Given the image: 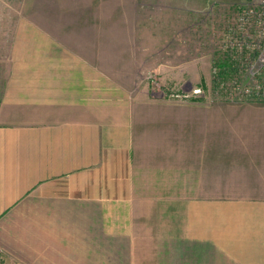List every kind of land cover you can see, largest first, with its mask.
Wrapping results in <instances>:
<instances>
[{
    "label": "crops",
    "instance_id": "crops-1",
    "mask_svg": "<svg viewBox=\"0 0 264 264\" xmlns=\"http://www.w3.org/2000/svg\"><path fill=\"white\" fill-rule=\"evenodd\" d=\"M37 37L0 33L4 264H264V129L227 131L219 101L99 94Z\"/></svg>",
    "mask_w": 264,
    "mask_h": 264
},
{
    "label": "rangeland",
    "instance_id": "rangeland-1",
    "mask_svg": "<svg viewBox=\"0 0 264 264\" xmlns=\"http://www.w3.org/2000/svg\"><path fill=\"white\" fill-rule=\"evenodd\" d=\"M262 27L264 0H0V33L14 34L17 49L44 51L34 37L47 32L99 94L219 101L231 133L264 129V108L236 102L259 79L248 67L264 49Z\"/></svg>",
    "mask_w": 264,
    "mask_h": 264
},
{
    "label": "built area",
    "instance_id": "built-area-1",
    "mask_svg": "<svg viewBox=\"0 0 264 264\" xmlns=\"http://www.w3.org/2000/svg\"><path fill=\"white\" fill-rule=\"evenodd\" d=\"M246 20H247L246 14L245 13L241 14L239 17V23L241 27L245 24ZM262 29H264V27H262ZM250 68L251 70H253L254 75L258 76L259 78L257 83L244 86L238 90L240 93L245 95L244 98L247 99L257 98L264 100V49L261 50L260 54L255 58V60L250 61L248 70ZM195 92L200 93L201 89H196ZM0 264H4L3 252L1 249H0Z\"/></svg>",
    "mask_w": 264,
    "mask_h": 264
},
{
    "label": "trees",
    "instance_id": "trees-1",
    "mask_svg": "<svg viewBox=\"0 0 264 264\" xmlns=\"http://www.w3.org/2000/svg\"><path fill=\"white\" fill-rule=\"evenodd\" d=\"M224 65H227V64H224Z\"/></svg>",
    "mask_w": 264,
    "mask_h": 264
}]
</instances>
